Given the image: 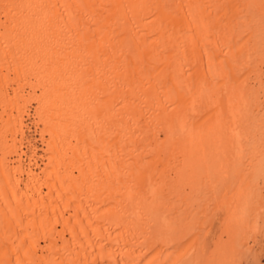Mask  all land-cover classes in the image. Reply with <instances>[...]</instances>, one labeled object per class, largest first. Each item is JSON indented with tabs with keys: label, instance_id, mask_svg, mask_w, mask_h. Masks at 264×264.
I'll return each instance as SVG.
<instances>
[{
	"label": "bare ground",
	"instance_id": "bare-ground-1",
	"mask_svg": "<svg viewBox=\"0 0 264 264\" xmlns=\"http://www.w3.org/2000/svg\"><path fill=\"white\" fill-rule=\"evenodd\" d=\"M263 226L264 0H0V264H234Z\"/></svg>",
	"mask_w": 264,
	"mask_h": 264
},
{
	"label": "rangeland",
	"instance_id": "rangeland-1",
	"mask_svg": "<svg viewBox=\"0 0 264 264\" xmlns=\"http://www.w3.org/2000/svg\"><path fill=\"white\" fill-rule=\"evenodd\" d=\"M27 133H28L27 134L28 140L33 143V141H35L36 139V134L32 131V129L30 130V132H27ZM225 221L226 220L224 216H220L219 218H217L211 228L212 232L210 230V233H208V236L206 239L208 243L206 242L207 245H205L207 247L205 248L206 250L205 253H206V258H207L206 262L208 263H210L213 260V257L216 254L214 251L217 250L216 247H218V242L221 238V235L225 234V231H223V224L225 223ZM235 260H233L234 264L235 263L236 264H264V228L259 234L257 243L253 245L252 250L245 249L242 252L241 256H239V258H235Z\"/></svg>",
	"mask_w": 264,
	"mask_h": 264
}]
</instances>
